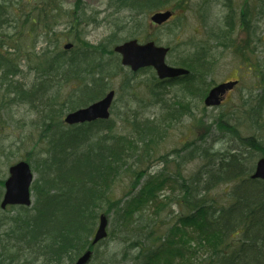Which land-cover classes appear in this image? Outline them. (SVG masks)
Here are the masks:
<instances>
[{"label": "trees", "instance_id": "obj_1", "mask_svg": "<svg viewBox=\"0 0 264 264\" xmlns=\"http://www.w3.org/2000/svg\"><path fill=\"white\" fill-rule=\"evenodd\" d=\"M80 1L68 10L60 0H0V110L13 104L29 106L39 117L37 144L46 143L38 154L43 156L32 159V148L24 157L39 174L33 205L12 207L0 218V264H73L85 251H94L100 216L117 204L113 188L123 175L135 180L145 176L139 193L118 213L124 224L135 215L137 229H120L128 236L127 249L133 250L121 256L110 253L101 264H121L126 257L128 264H264V180L251 177L256 158L264 155V142L242 136L236 125L220 124L234 137L225 139L230 146L224 150L194 139L185 141L181 150L188 154L177 165L200 161L197 172L187 177L183 170L181 174L169 170V165L177 166L174 160L180 149L155 155L169 129L192 117L193 103L198 97L203 100L212 86L209 77L215 58L205 52L206 44L213 42L212 49L234 46L229 41L234 38L233 16L225 14L219 29L204 20L211 29L206 42L196 44L192 56L174 62L189 74L161 80L152 68L132 72L122 66L114 46L145 33V23L137 17L173 8L175 0H109L114 13H130L132 26L123 32L125 36L118 29L126 30L128 24L117 26L98 43L80 29L73 32L72 22L63 35L58 30L65 17L73 21L74 14H80ZM89 20L95 22L94 14L85 22ZM70 34L73 47L66 50L70 41H63ZM234 52L247 61L256 55L248 45ZM258 65L263 92L256 107L264 113V60ZM119 76L121 85L114 87ZM28 77L29 84L22 80ZM139 86L150 98L145 107L157 106L159 114L151 117L128 104L121 116L122 132H116L112 119L114 103L108 120L72 126L64 122L67 112L99 100L109 90L145 108ZM156 163L163 166L156 170ZM168 181L176 191L170 200L182 210L163 232V225L145 221L138 206L159 202L155 198Z\"/></svg>", "mask_w": 264, "mask_h": 264}, {"label": "rangeland", "instance_id": "obj_2", "mask_svg": "<svg viewBox=\"0 0 264 264\" xmlns=\"http://www.w3.org/2000/svg\"><path fill=\"white\" fill-rule=\"evenodd\" d=\"M77 1L78 0H60L68 10H72ZM108 1L109 0L80 1V6L82 8L79 11L80 14L75 13L73 21H71L69 17H65L63 24L60 25L58 29L61 35L68 32L65 27L68 22H72V31L77 33L79 32L78 29L82 30L86 38L93 43L104 41L103 39L116 29L117 26H122L127 23L128 26H126V30L124 28H122L123 30L121 28L118 29L120 34L125 36L123 32L127 31L128 27L132 26L133 17L128 11L114 13V10L109 8ZM189 7L191 9H189ZM169 10L175 12V16L169 22L161 25H153L151 23L150 16L152 13L137 17L140 21L145 23V33L141 32L137 38L141 42L154 40L158 45L170 47L171 53L169 51L167 55V62L170 65H175L174 62L180 58L192 56L193 51L197 48L195 45L202 41L206 42L211 29L205 26L206 23L204 24V20H209L213 27L218 26L219 29L221 24H223L224 15L226 14L224 0H175L173 2V8H169ZM93 14L95 22L91 20L85 22L88 17ZM245 33L246 37L245 34L242 35V38L245 39L244 41H246L249 46L250 44H257L259 48L255 55L256 58L254 56L251 61L244 60L239 55H236V53L227 49H222L220 47L219 49H212L210 46L213 42H208L205 49V52L208 50L212 58H215V66L209 77V79L212 80V86L222 81L240 78L241 82L239 86L234 88V90L228 94L225 102L218 107H207L204 105V101L198 97L193 103L195 108L192 117H185L182 121L176 123L174 127L172 126L169 129L164 139L159 143L158 149L155 152L156 156L160 157L170 153L172 154L173 150L180 149V153H178L179 159L176 158L174 161L176 165L178 164L177 161L181 164L180 159L188 154V152H184V150L181 149L185 141L192 139L198 141V143H204L205 146H214L216 150H224L225 147L228 148L230 146L228 142L226 143L225 139L233 140L234 137L231 136L232 134L230 132L220 128V124L223 126L227 124L229 126L230 124L236 125L242 136H256L264 142V113L257 111L259 108L256 107L258 97L263 92L261 69L258 64L261 65L264 60V19L261 21L259 31V35L263 39H258L256 42V39H253L248 31ZM128 39L131 38L128 37ZM68 41L73 42L71 34L70 37L64 39L63 44ZM147 75H149V73L145 76ZM22 80L29 84L31 77ZM121 82L122 77L119 76L113 81L114 87L120 86ZM138 88L140 89L137 90V93L142 94L140 98H143L144 101L141 106L145 107V105L150 102V98L144 95V88L142 86ZM138 103V101L134 103L133 99L128 96L121 97L116 92L113 107L114 113L112 115V119L117 127L116 132L124 131L125 126L123 125L121 116H124L128 104L132 106V108L134 104L135 109L139 110V112H146V114L151 117L155 114H159L161 111L157 106L150 105L145 108L137 107ZM38 118V115L34 112H30L29 106L24 104H13L6 109L0 110V119H2L0 122L1 180L6 179L8 176L9 166L15 161L25 159L24 157L28 156L27 152L32 148L34 149V154L31 153L30 155L32 159L33 157L43 156V154L38 155L46 146L44 140L37 144L38 128L36 122H38ZM252 118H254L253 121ZM39 130L41 132L40 128ZM172 157H175V154H173ZM258 158H256V161ZM199 165V160H187L186 163L180 166L177 165L175 168H173L174 165H169V170H173V172L180 174L183 170V176L187 177L196 173L199 169ZM162 166L161 163H156L155 169L158 170ZM169 176L173 177L170 174ZM35 177H39L38 172H35ZM135 179L123 175L114 185L112 195L115 200H117V204H115L110 213L107 214L110 221L107 228L108 236L105 240L96 245L94 249L95 254L93 252V255H96V257L92 259L89 264H101L102 259L107 257L110 253L112 255L118 254L121 256L122 253L124 254L133 250L130 248L127 249V244L130 243L127 240L128 236L126 233L120 232V229L123 228V226L124 228L127 227L130 232L137 229L134 224V212H131L133 214L132 219H128L126 224L122 222V217H120L118 213H122L121 208L123 205H126L125 202L138 194L145 183V176L138 180ZM218 191H222V189ZM174 193H176V191L171 187L168 181L159 195L155 198L158 199L159 202L149 200L144 203L145 205L138 206L139 213L142 214L145 221L155 223L154 227L157 226V224L163 225V232H166L170 227V223L173 221L171 218L177 216L182 210L181 206L173 205V201L170 200V197L175 195ZM164 203H166V207L164 206L165 208L159 211L158 208ZM156 204L158 205L156 206ZM116 208L119 209L115 210ZM169 212L171 217H168ZM201 255H203V253H201ZM129 258L130 257H126L125 261H129ZM125 261L121 264L129 263Z\"/></svg>", "mask_w": 264, "mask_h": 264}, {"label": "water", "instance_id": "obj_3", "mask_svg": "<svg viewBox=\"0 0 264 264\" xmlns=\"http://www.w3.org/2000/svg\"><path fill=\"white\" fill-rule=\"evenodd\" d=\"M171 16L172 12L170 10L159 11L152 15L151 20L156 24H162ZM72 46V43H67L64 47L65 49H69ZM114 50L121 56L122 65L129 67L134 72L145 67H152L160 79L176 78L189 73V70L184 67L169 65L166 61L169 48L156 45L154 41L139 43L137 39H132L116 45ZM236 83V81H226L215 85L207 94L204 100L205 105H220L227 91L232 89ZM114 96L115 90L109 91L102 99L68 113L65 117V122L73 125L91 122L97 119H108L111 114ZM10 174V177L5 183L6 192L2 207L8 204L30 205L32 203L31 184L34 180V174L30 164L22 160L10 168ZM252 178H261L264 180V157L258 160ZM107 226L108 217L102 214L94 235L93 244L98 243L107 236ZM91 255L92 251L88 250L74 264H86Z\"/></svg>", "mask_w": 264, "mask_h": 264}, {"label": "flooded vegetation", "instance_id": "obj_4", "mask_svg": "<svg viewBox=\"0 0 264 264\" xmlns=\"http://www.w3.org/2000/svg\"><path fill=\"white\" fill-rule=\"evenodd\" d=\"M224 1L228 3V5H225L226 14L232 15L235 21L234 22L235 29L232 33L234 38L232 40V36H231L229 40V41H232L234 46L230 44L227 50L234 52V49L236 48V50L239 52V50L242 49L245 45H248V43L244 41L245 39L242 38L243 34H245V37H246V33H245L246 31H248L249 35L252 36L253 39H256V42L258 39H263L259 35V31H260L261 21L264 19V0H249L248 2H246L247 0H224ZM246 7H248L247 9L248 11L246 10ZM245 12H247V14H245ZM229 32H231V30ZM249 49L251 50V54L252 53L256 54L259 48L257 47V44L256 45L250 44ZM238 79L239 78H237V80ZM4 181L0 179V216L1 218L4 217V215L9 210H11L12 207L20 206V205L11 204V205L2 207V202H3L4 195H5Z\"/></svg>", "mask_w": 264, "mask_h": 264}]
</instances>
